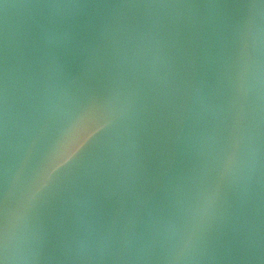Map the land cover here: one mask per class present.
I'll return each instance as SVG.
<instances>
[{
    "label": "water",
    "instance_id": "1",
    "mask_svg": "<svg viewBox=\"0 0 264 264\" xmlns=\"http://www.w3.org/2000/svg\"><path fill=\"white\" fill-rule=\"evenodd\" d=\"M0 264H264V0H0Z\"/></svg>",
    "mask_w": 264,
    "mask_h": 264
}]
</instances>
